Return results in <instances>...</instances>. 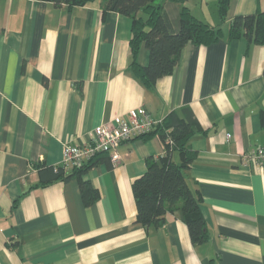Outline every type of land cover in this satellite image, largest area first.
<instances>
[{"label":"crops","instance_id":"obj_1","mask_svg":"<svg viewBox=\"0 0 264 264\" xmlns=\"http://www.w3.org/2000/svg\"><path fill=\"white\" fill-rule=\"evenodd\" d=\"M219 1H185L221 36L188 42L173 72L146 86L131 66L130 16L102 0H0V264H264V169L240 158L264 146V43L230 36L234 17L264 11V0H230L224 19ZM157 2L178 32L183 4ZM136 59L149 63L144 42ZM141 106L199 127L185 175L201 197L203 244L178 211L160 227L137 222L132 182L148 157L165 155L159 133L124 142L120 163L100 160L83 174L99 192L91 205L76 176L50 169L65 144ZM172 158L182 161L178 150Z\"/></svg>","mask_w":264,"mask_h":264},{"label":"trees","instance_id":"obj_2","mask_svg":"<svg viewBox=\"0 0 264 264\" xmlns=\"http://www.w3.org/2000/svg\"><path fill=\"white\" fill-rule=\"evenodd\" d=\"M57 4H87L92 0H46ZM105 10L118 11L130 16L132 37L130 41L132 61L135 74L146 86H154L156 81L173 72L179 62L181 52L188 42L208 45L221 36V29L196 17L185 4L180 12L181 28L178 32L172 28L171 21L163 4L157 0H102ZM230 0L219 1V11L224 19ZM245 35L250 43H264V11L253 14L237 15L231 28V38ZM150 51L147 66L137 62L136 55L141 43ZM264 120V111H263ZM199 127L191 119L181 118L177 113H170L162 124L149 135L159 133L164 139L167 150L164 156L147 158V170L132 182V189L137 204V222L145 227H160L165 223L169 212H180L187 223L193 244L208 241L209 233L206 219L201 211V197L189 185L185 169L196 158L197 152L192 149L190 140ZM178 150L182 161L177 163L172 158ZM108 152L99 153L89 162L76 166L69 174L62 167L50 168L57 178L76 176L79 180L85 204L91 205L99 198V192L91 182L83 179V174L100 160L111 163ZM109 154V153H108ZM68 173V174H67Z\"/></svg>","mask_w":264,"mask_h":264},{"label":"built area","instance_id":"obj_3","mask_svg":"<svg viewBox=\"0 0 264 264\" xmlns=\"http://www.w3.org/2000/svg\"><path fill=\"white\" fill-rule=\"evenodd\" d=\"M162 122L163 119L155 118L142 106L133 109L127 116H117L111 122L96 127L88 141L65 144L63 158L55 168L58 170L62 167L67 172L73 167L89 162L102 152H108L113 165H116L123 160V155L118 150L121 144L151 133ZM226 136L231 138L232 134L228 132ZM240 158L245 167L255 165L264 169V146L250 148L244 151Z\"/></svg>","mask_w":264,"mask_h":264}]
</instances>
